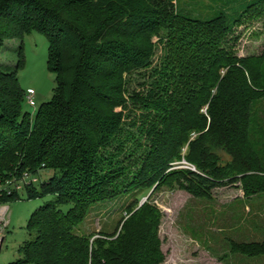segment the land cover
<instances>
[{
  "label": "trees",
  "instance_id": "obj_1",
  "mask_svg": "<svg viewBox=\"0 0 264 264\" xmlns=\"http://www.w3.org/2000/svg\"><path fill=\"white\" fill-rule=\"evenodd\" d=\"M211 1L204 8L209 17H202L180 9L178 0H0V53L6 40L21 39L17 63L0 68V202L20 199L14 185L25 173L53 172L39 187L26 185L29 198L53 200L32 214L28 229L36 238L8 264L165 262L160 212L148 203L117 237L75 232L93 202L116 198L128 180L130 166L111 159L125 142L110 156L102 150L120 139L129 106L142 110L141 131L150 142L134 183L140 188L168 181L210 198L213 189L240 183L247 197L264 194V155L254 138L264 48L239 57L229 44L245 16L264 14V0ZM34 31L49 42L48 68L57 82L36 114L25 111L28 89L19 78L23 37ZM156 36L167 39L163 61L150 73L156 78L130 91L128 77L153 65ZM185 147L196 170L169 171ZM230 251L264 262V240H231Z\"/></svg>",
  "mask_w": 264,
  "mask_h": 264
},
{
  "label": "rangeland",
  "instance_id": "obj_2",
  "mask_svg": "<svg viewBox=\"0 0 264 264\" xmlns=\"http://www.w3.org/2000/svg\"><path fill=\"white\" fill-rule=\"evenodd\" d=\"M211 3V0L177 2L180 9L194 10L196 15L202 17H209V10L204 8ZM229 38V44L234 45V51L239 57L260 53L264 48V14L260 17L252 14L245 16L242 23L234 26ZM166 40L154 37L157 49L153 65L128 77L130 91L145 89L156 78L150 73L163 61ZM23 43L26 64L19 72L20 83L24 90L33 88L36 91V105L31 106L26 100L24 108L25 111L36 114L42 103L52 99L57 88L56 75L48 68L49 42L45 35L34 31L23 37ZM20 44V38L6 40L0 53V68L12 69L18 60L17 50ZM129 104L132 105L131 101ZM258 110L254 138L264 155V101ZM124 112L127 115L131 113V116L125 118V129L119 136L120 139L105 148L108 152L103 149L102 153L110 156L109 153L116 151L121 141L125 142V151L111 159L120 160L116 161L120 166H130V169H126L128 180L121 186L122 192L116 198L93 202L86 218L75 228V232L97 236L100 232L111 236L116 233L117 237L123 223L138 208L148 203L160 212V236L166 254V260L162 264H263L262 259H249L231 253L230 241L264 240V194L247 197L240 183L217 187L212 190L210 198H198L179 188L176 183L168 181L156 183L150 189L140 188L139 184L134 183L141 158L145 156L150 142L145 132L141 131V125L145 121L141 117L142 110L129 106ZM132 113L137 115L132 116ZM135 117L138 118L133 119ZM186 152L187 147L182 151V158L174 161L169 171L195 166L187 161ZM104 162L106 161L102 163ZM28 175L25 173L27 178L14 185L18 189L19 200L0 202V264L14 262L23 255L22 246L36 238L28 229L32 214L53 200L52 196L29 198L26 189V185L32 182L39 187L43 181L53 176V172L42 170L36 177ZM135 203L138 205L134 206ZM63 210L67 211L68 208Z\"/></svg>",
  "mask_w": 264,
  "mask_h": 264
},
{
  "label": "built area",
  "instance_id": "obj_3",
  "mask_svg": "<svg viewBox=\"0 0 264 264\" xmlns=\"http://www.w3.org/2000/svg\"><path fill=\"white\" fill-rule=\"evenodd\" d=\"M27 103L31 106L36 105V91L33 88H29L26 93ZM187 168L196 170L195 166L189 165Z\"/></svg>",
  "mask_w": 264,
  "mask_h": 264
},
{
  "label": "water",
  "instance_id": "obj_4",
  "mask_svg": "<svg viewBox=\"0 0 264 264\" xmlns=\"http://www.w3.org/2000/svg\"><path fill=\"white\" fill-rule=\"evenodd\" d=\"M0 252H1V247H0Z\"/></svg>",
  "mask_w": 264,
  "mask_h": 264
}]
</instances>
